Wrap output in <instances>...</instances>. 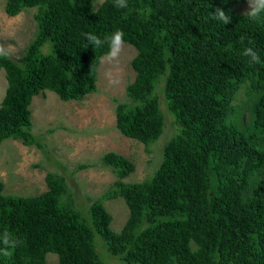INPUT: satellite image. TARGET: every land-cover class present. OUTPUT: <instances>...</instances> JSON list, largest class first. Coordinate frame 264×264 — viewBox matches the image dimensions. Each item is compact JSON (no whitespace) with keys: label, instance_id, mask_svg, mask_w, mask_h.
Returning <instances> with one entry per match:
<instances>
[{"label":"trees","instance_id":"trees-1","mask_svg":"<svg viewBox=\"0 0 264 264\" xmlns=\"http://www.w3.org/2000/svg\"><path fill=\"white\" fill-rule=\"evenodd\" d=\"M126 2L118 8L105 0L98 9L94 0L6 2L12 17L37 9V32L20 59L0 57L7 80L0 145L13 139L44 149L33 133L34 98L46 90L67 102L95 93L108 44L95 47L85 34L103 39L116 30L137 51L135 80L117 104V128L154 144L165 131L163 93L179 129L146 181L125 182L135 164L105 154L104 166L118 179L91 204L89 218L59 174L49 173L48 190L29 197L5 195L0 181V237L7 231L23 241L8 249L10 256L0 254V264H47L50 253L59 264H104L96 234L129 264H264V14L237 12L248 0ZM217 8L231 16L229 24L213 18ZM248 47L260 64L244 56ZM244 88L248 98L237 105ZM119 197L129 217L116 233L105 201Z\"/></svg>","mask_w":264,"mask_h":264},{"label":"rangeland","instance_id":"rangeland-1","mask_svg":"<svg viewBox=\"0 0 264 264\" xmlns=\"http://www.w3.org/2000/svg\"><path fill=\"white\" fill-rule=\"evenodd\" d=\"M105 0H94L98 9ZM7 0H0V43L14 46V60L20 59L37 32L35 14L37 9L25 10L17 16H9L5 6ZM239 13L247 14L248 2L236 6ZM124 49L117 61L101 60L98 67L97 91L80 101H63L49 90L33 100V133L42 141L44 149L25 146L18 140H6L0 145V181L4 183L3 193L15 196H36L48 190L47 175L63 176L70 189V199L89 218L91 204L111 190L117 181L114 172L105 167V154L115 152L135 164L134 173L127 183L143 182L158 170L165 145L178 133V125L168 110L163 93L160 94L161 108L165 116V131L152 145L146 146L122 135L117 128V104L127 100V87L136 77L132 62L136 49L124 42ZM7 80L5 72L0 73V103L5 97ZM244 88L238 95L237 105L247 99ZM248 102L240 109L247 125L250 114ZM68 196H63V201ZM113 216L111 228L120 233L129 217V208L123 198L105 201ZM83 216V217H85ZM91 223V221L89 222ZM96 248L104 264H129L113 257L104 240L95 235ZM47 264H59L56 254H48Z\"/></svg>","mask_w":264,"mask_h":264},{"label":"clouds","instance_id":"clouds-1","mask_svg":"<svg viewBox=\"0 0 264 264\" xmlns=\"http://www.w3.org/2000/svg\"><path fill=\"white\" fill-rule=\"evenodd\" d=\"M250 11L247 12V16L252 19L259 18L264 14V0H248ZM115 6L118 8L127 7L126 0H115ZM214 19L222 21L224 25L231 22V16L227 15L223 10L217 8L215 14H213ZM87 40L95 47H101L103 44H108V52L102 58L104 61L109 63L117 61L124 49V35L122 30H116L111 35H106L103 39L95 34H85ZM14 54V46L12 44L0 43V57L9 59ZM244 56L249 58L251 64H260V56L257 51L253 48L248 47L244 49ZM4 247L0 249V254L4 256H10L11 252L9 248H15L18 244H22L23 241H19L12 237L11 233L5 231L0 237Z\"/></svg>","mask_w":264,"mask_h":264}]
</instances>
